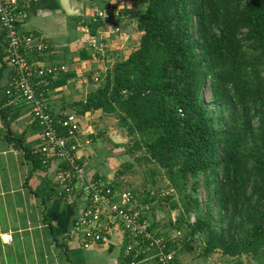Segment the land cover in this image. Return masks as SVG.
I'll use <instances>...</instances> for the list:
<instances>
[{"label": "trees", "instance_id": "16d2710c", "mask_svg": "<svg viewBox=\"0 0 264 264\" xmlns=\"http://www.w3.org/2000/svg\"><path fill=\"white\" fill-rule=\"evenodd\" d=\"M108 21L97 11L86 26L98 35ZM137 26L138 47L76 106L114 114L134 141L127 152L144 149L164 171L179 195L169 205L182 208L174 225L203 236L201 256L264 258V0H146ZM5 125L34 168L50 163Z\"/></svg>", "mask_w": 264, "mask_h": 264}, {"label": "crops", "instance_id": "0c3cea01", "mask_svg": "<svg viewBox=\"0 0 264 264\" xmlns=\"http://www.w3.org/2000/svg\"><path fill=\"white\" fill-rule=\"evenodd\" d=\"M86 1L72 0V14L65 11L61 0L30 3L19 10L18 27L23 34L35 37L34 46L27 51L28 58L65 67L56 77L38 82L37 90L54 115H79L78 155L85 175L119 187L130 180L131 173L118 172L126 153L118 152L121 145L115 135L120 132L117 117L100 109L81 112L76 103L84 101L97 87L95 77H101L118 56L125 59L138 47L141 31L137 15L143 10H136V5L139 7L137 2L143 0H102L98 7ZM104 8L110 13L109 21L98 35H91L86 23ZM2 31L0 27V264H127L123 254L125 239L117 228L108 233V243L94 244L90 249H85L71 234L85 197L60 194L58 163L52 161L34 168L25 150L9 141L5 123L22 138L24 145L37 152L40 129L32 117L31 105L4 93L13 71L5 57L6 39ZM37 45H43L42 50ZM105 47L112 59L101 53ZM152 205L147 214L152 229L163 232L172 241V232H167L169 222L159 220L165 213L170 214L171 207L159 210ZM5 233L11 234L10 243L2 241L1 235ZM144 264L157 263L148 260Z\"/></svg>", "mask_w": 264, "mask_h": 264}, {"label": "built area", "instance_id": "2783aa9c", "mask_svg": "<svg viewBox=\"0 0 264 264\" xmlns=\"http://www.w3.org/2000/svg\"><path fill=\"white\" fill-rule=\"evenodd\" d=\"M37 1L0 0V27L6 39L5 57L13 71L6 93L13 99L31 105L32 117L40 129L39 150L46 162L55 161L58 168H62L57 174L60 194L66 197L81 194L85 197L83 210L74 221L71 234L77 237L85 249H90L94 244L108 243L111 239L108 233L117 228L126 240L124 255L131 258L128 264H140L148 260H155L157 264H176V253L168 251L166 238L150 229L148 203H139L130 190L85 175L78 155V136L81 131L79 115L68 113L56 117L49 111L43 94L38 92V82L55 77L65 67L45 65L28 58L27 51L34 46L35 37L20 32L19 10ZM98 15L105 20L110 18L105 11H98ZM42 48L43 45H37L38 50ZM95 80L98 81L99 77H95ZM59 126L65 129V133L59 131ZM1 238L4 243L12 241L10 233L2 234ZM142 254L143 258L139 259Z\"/></svg>", "mask_w": 264, "mask_h": 264}, {"label": "rangeland", "instance_id": "374dc122", "mask_svg": "<svg viewBox=\"0 0 264 264\" xmlns=\"http://www.w3.org/2000/svg\"><path fill=\"white\" fill-rule=\"evenodd\" d=\"M98 1H102V0H87L86 2L88 5L89 3H94L95 5L93 6L98 7ZM138 3L140 6L138 7V5H136V10L138 9L144 10L146 6V0H143L142 2H137V4ZM101 5L103 7L106 6L103 3H101ZM99 11H105L110 15V13L105 10V8L103 10L99 9ZM117 30H119L118 27ZM118 32H122V29ZM101 53L107 54V58H111L110 56L112 54L109 55V52L108 50H106V47L104 48L103 52L101 51ZM120 58L122 60V57L118 56L116 58V61H118V59ZM112 65L109 68H111ZM203 93L205 99L209 101L210 96L208 90L204 89ZM119 131H120L119 133L115 134L118 138L117 143H120L121 145V148L119 149L121 152L120 151L118 152L121 153L122 155L125 153L126 154L122 156L125 162L122 160V165L119 168L118 172H122V174L131 173V175H129L131 176L130 180H128L127 182L125 181L123 183H120L119 187L124 190L127 189L133 191V193L136 195L138 199V202L142 204L146 203L145 198L148 196V193L151 194L149 196L153 198V200L150 203H148L149 204L148 212L151 211L152 207H150V204L152 205L153 202L154 203L152 206L158 209L159 208L163 209L164 207H171L169 205L170 201H175L176 203H180L179 195L175 191V189L172 188V186L170 185V182L168 181L167 177L164 175V171L160 167L155 165V163H152L150 161L146 162V160H142L145 155L144 149L138 151L136 150L134 151V153L129 154L127 152V147L128 145L131 146L134 143V141L132 140V143L128 142L131 141V139L129 136H127L125 129H121L119 127ZM151 180H155L156 183L154 184ZM197 195L199 199L205 201L206 195L204 189L201 188ZM161 202H163V204ZM171 209H172L171 212H169L170 214L165 213L164 216L162 215L161 217H159V220H163L165 224L169 222L168 225L170 229H168L167 232H172L170 236L172 238L171 242L173 246H176V250H175L176 257L180 261V264H194V263L203 264L205 261H206L205 264H264V258L254 259L247 255H243L239 257H230L222 254L220 251H216L204 259V257L201 256V252L204 246L203 236H200V234H195L192 237L189 234L188 236L187 234L189 233V227L185 223L180 226L181 230H178L179 232L174 231V229L177 230L176 229L177 226H175L174 224L176 222V219H178V217L181 216L182 208L171 207ZM172 216L174 217V220ZM185 218H187L190 223H194V221L197 219V214L195 212H191L190 214L185 215ZM151 225L152 224H150V226ZM153 231L158 232L156 230ZM183 244L187 245L188 247H192V250H188V249L183 250ZM208 258L211 259L212 262H210Z\"/></svg>", "mask_w": 264, "mask_h": 264}, {"label": "water", "instance_id": "95a60500", "mask_svg": "<svg viewBox=\"0 0 264 264\" xmlns=\"http://www.w3.org/2000/svg\"><path fill=\"white\" fill-rule=\"evenodd\" d=\"M61 3L66 12L70 14L75 13V10L72 7V0H61ZM113 238H117V237L115 236ZM113 238H112V242H114Z\"/></svg>", "mask_w": 264, "mask_h": 264}]
</instances>
